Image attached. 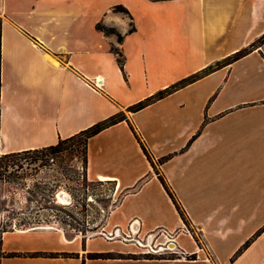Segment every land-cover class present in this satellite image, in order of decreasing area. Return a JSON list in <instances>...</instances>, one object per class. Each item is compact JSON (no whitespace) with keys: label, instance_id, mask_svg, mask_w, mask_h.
I'll list each match as a JSON object with an SVG mask.
<instances>
[{"label":"crops","instance_id":"obj_1","mask_svg":"<svg viewBox=\"0 0 264 264\" xmlns=\"http://www.w3.org/2000/svg\"><path fill=\"white\" fill-rule=\"evenodd\" d=\"M0 18V153L55 145L120 111L128 119L87 142V178L112 188L104 225L92 237L56 227L6 231V252L74 255L1 264H264V42L127 110L254 43L264 34V0H0ZM161 229L177 231L182 253L135 243ZM125 233L132 242L108 236Z\"/></svg>","mask_w":264,"mask_h":264},{"label":"rangeland","instance_id":"obj_2","mask_svg":"<svg viewBox=\"0 0 264 264\" xmlns=\"http://www.w3.org/2000/svg\"><path fill=\"white\" fill-rule=\"evenodd\" d=\"M72 143L48 157L24 160L23 169L0 178V236L9 229L56 227L92 237L104 225L114 203L111 185L86 179L84 145ZM108 236L132 242L124 235ZM191 257L197 256H187Z\"/></svg>","mask_w":264,"mask_h":264},{"label":"trees","instance_id":"obj_3","mask_svg":"<svg viewBox=\"0 0 264 264\" xmlns=\"http://www.w3.org/2000/svg\"><path fill=\"white\" fill-rule=\"evenodd\" d=\"M114 9L116 11H121V12L129 14L128 9L126 7H124L123 5H116L114 7ZM1 24L2 23H1V18H0V96H1ZM98 28L106 34H117L118 41L121 42L122 35L120 33H118L114 27L106 26L100 22V23H98ZM263 42H264V34L260 38H258L254 43H252L249 47L243 48V49L237 51L234 55L227 57L226 59H224L222 61H218L216 64L210 65L200 72L194 73V74H192L186 78H183V79L177 81L176 83L170 85L169 87H167L165 89L159 90L155 94H153V95L129 106L127 110L128 111L139 110V109L145 107L146 105L152 103L153 101H155L159 98H162V97L166 96L167 94H170L174 90L197 80L201 76H203V75L211 72L212 70L220 67L222 64L229 63L233 60H236V59L244 56L250 50H252L254 47L259 46ZM112 51L117 55L118 63L123 68L124 55H123L122 51L116 46H112ZM123 120H128L127 115L124 111H120L114 115H111L110 117H108L104 120H101V121L93 124L92 126L86 128V129H84V130H82V131H80V132H78V133H76V134H74L68 138H61L55 145L44 146V147L34 148V149H25V150L13 151V152H7V153H0V178L1 179L4 178L5 176H7L8 173L10 174L12 172H18L21 169H23L24 165H25L24 160L25 161H29V160L32 161V160H37L39 158L48 157L49 155H51L55 152L61 151L64 148H66V145L69 142H73L72 144H80V145L83 144L84 145V148H85L84 149V151H85L84 161H85V176H86L88 139L91 136L102 131L103 129H105V128L113 125V124H116L120 121H123ZM129 124H130V127L133 130L138 142L140 143L143 152L145 153V155L147 156L149 161L152 163V165L155 168H157L156 163L154 161V157L152 156V154L148 150L147 146L145 145V143L141 139L140 135L137 133L134 126L130 122H129ZM164 159L165 158H160L158 160V163H161ZM31 161L28 162V164L31 163ZM157 173H158V176H159L161 182L163 183L165 189L167 190L168 194L172 198V201L176 205L182 219L187 223V217H186V214H185L183 207L178 203L174 193L172 192L169 185L167 184L164 176L162 174H160V172L158 170H157ZM86 179H88L87 176H86ZM22 229H27V228H22ZM11 230H15V229L3 230L2 235L0 236V264H1V261L3 258L13 257V256H73L74 255L73 253H67V252H43V251L6 252L2 249V236H3L4 232L11 231ZM89 256L90 257H97V256H102V254L90 253ZM191 258H194V257H191Z\"/></svg>","mask_w":264,"mask_h":264},{"label":"built area","instance_id":"obj_4","mask_svg":"<svg viewBox=\"0 0 264 264\" xmlns=\"http://www.w3.org/2000/svg\"><path fill=\"white\" fill-rule=\"evenodd\" d=\"M125 238L132 240V236L125 233ZM135 243L144 247L147 253H178L183 252L177 242V233L174 230L161 229L156 231L154 236L148 241L144 238L135 240ZM198 256V255H197Z\"/></svg>","mask_w":264,"mask_h":264},{"label":"bare ground","instance_id":"obj_5","mask_svg":"<svg viewBox=\"0 0 264 264\" xmlns=\"http://www.w3.org/2000/svg\"><path fill=\"white\" fill-rule=\"evenodd\" d=\"M66 197H67V198H69V196H68V195H66Z\"/></svg>","mask_w":264,"mask_h":264}]
</instances>
